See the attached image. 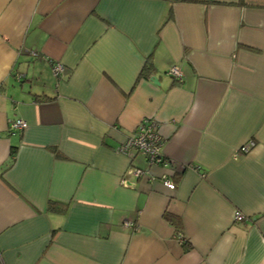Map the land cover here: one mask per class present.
Masks as SVG:
<instances>
[{"label":"crops","instance_id":"obj_1","mask_svg":"<svg viewBox=\"0 0 264 264\" xmlns=\"http://www.w3.org/2000/svg\"><path fill=\"white\" fill-rule=\"evenodd\" d=\"M0 264H264V0H0Z\"/></svg>","mask_w":264,"mask_h":264},{"label":"built area","instance_id":"obj_2","mask_svg":"<svg viewBox=\"0 0 264 264\" xmlns=\"http://www.w3.org/2000/svg\"><path fill=\"white\" fill-rule=\"evenodd\" d=\"M34 54V53H32ZM63 70V65L60 62H55L52 64L51 71L52 74L58 78ZM169 72L175 77L180 78L181 73L176 66H172ZM27 126V123L21 119L16 118L10 122V129H23ZM162 142V136L159 132L157 122L152 117L142 118L136 126L135 133L126 138V140L119 146L118 150L125 154H130L131 150H136L141 153L150 164H160L166 165L167 160L163 158L160 152V146ZM255 142L253 140H248L241 144L235 151V154L247 152L254 146ZM131 171L135 175L143 174L144 171L141 168L132 167ZM163 183L173 189L175 184L165 175L163 176ZM244 215L239 210H234L232 214L233 221H241ZM125 226H131V223L125 221ZM177 238L181 241L182 236L178 235Z\"/></svg>","mask_w":264,"mask_h":264},{"label":"trees","instance_id":"obj_3","mask_svg":"<svg viewBox=\"0 0 264 264\" xmlns=\"http://www.w3.org/2000/svg\"><path fill=\"white\" fill-rule=\"evenodd\" d=\"M153 70H154V67H153L151 60L149 58H146L142 68L140 69V71L138 73V77H150L153 73ZM164 159H166V158H164ZM47 208L49 210H52V211L64 212L66 209V206H65V204L58 203L54 200H48ZM164 218L167 219L174 226L175 231H176V236H178V235L182 236V239L180 242L184 245L186 242H185V239H184L182 232H181L182 231L181 223H180V220L178 219V217H176L175 215L166 211V212H164Z\"/></svg>","mask_w":264,"mask_h":264},{"label":"water","instance_id":"obj_4","mask_svg":"<svg viewBox=\"0 0 264 264\" xmlns=\"http://www.w3.org/2000/svg\"><path fill=\"white\" fill-rule=\"evenodd\" d=\"M152 80H153L154 82H156V78H155V77H152Z\"/></svg>","mask_w":264,"mask_h":264}]
</instances>
